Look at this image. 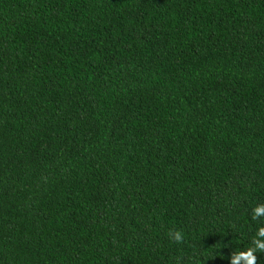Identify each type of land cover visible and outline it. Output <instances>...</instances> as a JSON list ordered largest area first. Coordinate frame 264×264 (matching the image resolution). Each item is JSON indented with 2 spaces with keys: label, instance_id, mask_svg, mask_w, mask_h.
Instances as JSON below:
<instances>
[{
  "label": "trees",
  "instance_id": "16d2710c",
  "mask_svg": "<svg viewBox=\"0 0 264 264\" xmlns=\"http://www.w3.org/2000/svg\"><path fill=\"white\" fill-rule=\"evenodd\" d=\"M260 203L264 0H0V264H230Z\"/></svg>",
  "mask_w": 264,
  "mask_h": 264
},
{
  "label": "clouds",
  "instance_id": "9594fccd",
  "mask_svg": "<svg viewBox=\"0 0 264 264\" xmlns=\"http://www.w3.org/2000/svg\"><path fill=\"white\" fill-rule=\"evenodd\" d=\"M253 221L264 220V203L257 204L252 209ZM169 238L176 243L184 242L182 231H170ZM257 253H264V226L259 227L251 239L250 246L244 250L234 251L230 256V264H258Z\"/></svg>",
  "mask_w": 264,
  "mask_h": 264
}]
</instances>
